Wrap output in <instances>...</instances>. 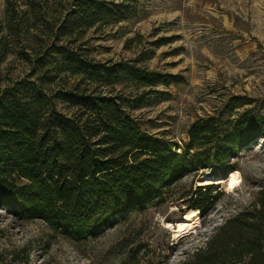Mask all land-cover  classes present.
Wrapping results in <instances>:
<instances>
[{
	"label": "rangeland",
	"instance_id": "rangeland-1",
	"mask_svg": "<svg viewBox=\"0 0 264 264\" xmlns=\"http://www.w3.org/2000/svg\"><path fill=\"white\" fill-rule=\"evenodd\" d=\"M64 52L104 68L125 63L175 79L155 86L125 76L97 81L66 69ZM22 79H37L51 94L71 87L123 97L141 130L182 153L198 118L264 115V0H0V85ZM235 97L248 103L231 108ZM230 164L224 183L216 186V168L193 179L184 174L78 242L0 206V264H182L256 199L264 185V137ZM209 184L214 199L199 210V225L174 239L166 223L193 210L179 198L190 205L206 192L199 186Z\"/></svg>",
	"mask_w": 264,
	"mask_h": 264
},
{
	"label": "trees",
	"instance_id": "trees-1",
	"mask_svg": "<svg viewBox=\"0 0 264 264\" xmlns=\"http://www.w3.org/2000/svg\"><path fill=\"white\" fill-rule=\"evenodd\" d=\"M62 63L97 81L125 76L155 86L175 79L125 63L104 68L78 61L71 52L62 54ZM36 81L0 85V206L77 242L159 196L184 174L193 179L200 170L216 168L215 174L226 178L234 170L231 159L264 137V115L234 121L206 116L190 125L181 153L173 142L141 130L123 97L71 87L51 94ZM228 103L232 108L248 102L235 97ZM199 187L206 192L190 205L179 200L202 213L214 199L215 185ZM182 264H264V185Z\"/></svg>",
	"mask_w": 264,
	"mask_h": 264
},
{
	"label": "bare ground",
	"instance_id": "bare-ground-1",
	"mask_svg": "<svg viewBox=\"0 0 264 264\" xmlns=\"http://www.w3.org/2000/svg\"><path fill=\"white\" fill-rule=\"evenodd\" d=\"M199 210H191L186 212L183 218L174 224L166 223V227L171 231L174 239L192 232L199 225Z\"/></svg>",
	"mask_w": 264,
	"mask_h": 264
},
{
	"label": "water",
	"instance_id": "water-1",
	"mask_svg": "<svg viewBox=\"0 0 264 264\" xmlns=\"http://www.w3.org/2000/svg\"><path fill=\"white\" fill-rule=\"evenodd\" d=\"M212 178H218V177H212ZM219 178H220V181H222V182H219V184H216V186L224 183L226 181V179H227V178H222V177H219Z\"/></svg>",
	"mask_w": 264,
	"mask_h": 264
}]
</instances>
